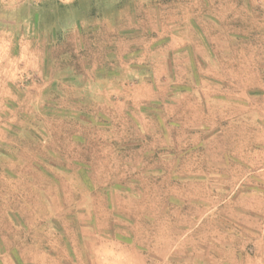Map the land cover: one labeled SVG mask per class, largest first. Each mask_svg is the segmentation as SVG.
Instances as JSON below:
<instances>
[{
    "label": "crops",
    "instance_id": "crops-1",
    "mask_svg": "<svg viewBox=\"0 0 264 264\" xmlns=\"http://www.w3.org/2000/svg\"><path fill=\"white\" fill-rule=\"evenodd\" d=\"M75 1L0 0V167L19 125L31 155L7 177L118 185L86 192L65 250L28 241L3 264H264V7L223 45L184 24L162 60Z\"/></svg>",
    "mask_w": 264,
    "mask_h": 264
},
{
    "label": "rangeland",
    "instance_id": "rangeland-1",
    "mask_svg": "<svg viewBox=\"0 0 264 264\" xmlns=\"http://www.w3.org/2000/svg\"><path fill=\"white\" fill-rule=\"evenodd\" d=\"M262 7L264 0H123L116 17L117 22L113 23L110 17H105L103 22H98L96 26L102 28L108 37L139 30L142 48H160L157 51L145 52L142 58L160 57L163 60V52L168 47L170 34L184 29V24L188 23L194 27L200 24L201 29L207 32H221L223 45L227 41L223 36H227L229 32H243L246 20L250 22L252 15L261 14ZM212 39L216 41L214 37ZM82 43L84 44V39ZM76 45L78 46V42ZM68 46L74 48V42L66 41L62 48ZM177 46H180V43H177ZM78 58L76 62L81 64L79 55ZM72 59L75 61L76 54ZM68 61V57L63 59L62 65L68 64ZM27 79L28 77H21L22 82ZM13 128H10L9 143L14 147L9 150L10 164L4 161L0 167V254L14 247L21 253L28 249V241L47 244L46 246L57 245L56 249L62 252L65 250L62 249L63 242L74 238L69 224L78 222L75 215L79 213L78 217L82 218V222L85 221L83 217L88 203L86 192H93L95 196L101 194L108 186L116 189L118 184L110 178L7 177L8 174H22L25 168H21V158L31 155L23 145V142L28 144V136L22 134L25 129L21 132L19 125ZM33 138L32 148L38 149L39 156L43 157L45 151L39 146L43 143L35 136ZM4 175L6 178H3ZM99 205L101 206L100 202ZM85 212L89 213L88 210ZM67 215H70L72 221L65 220ZM44 223L53 224L61 230L43 229ZM67 251L64 252L66 256L69 254ZM3 263L5 262L0 256V264Z\"/></svg>",
    "mask_w": 264,
    "mask_h": 264
},
{
    "label": "trees",
    "instance_id": "trees-1",
    "mask_svg": "<svg viewBox=\"0 0 264 264\" xmlns=\"http://www.w3.org/2000/svg\"><path fill=\"white\" fill-rule=\"evenodd\" d=\"M123 0H76L70 7L62 6V9H68L79 19H104L110 17L113 23L117 22V15H119V7ZM108 2L110 5H108ZM106 4V5H105Z\"/></svg>",
    "mask_w": 264,
    "mask_h": 264
}]
</instances>
